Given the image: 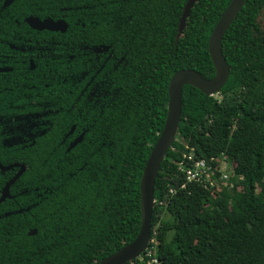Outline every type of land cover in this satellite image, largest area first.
<instances>
[{"label":"trees","instance_id":"1","mask_svg":"<svg viewBox=\"0 0 264 264\" xmlns=\"http://www.w3.org/2000/svg\"><path fill=\"white\" fill-rule=\"evenodd\" d=\"M113 1L105 17L87 24L89 33L111 35L91 40L110 47L90 70L103 110L91 112L85 140L72 152L43 150L41 164L28 160L23 176L41 195L32 190L23 212L0 217V264H98L133 241L140 181L165 124L170 79L185 68L215 75L209 39L231 0H198L181 34L188 0ZM263 11L264 0H246L224 35L231 68L219 94L184 87L176 140L155 185L151 239L162 264H264ZM192 148L195 159L215 157V165L225 156L234 187L186 183L181 162Z\"/></svg>","mask_w":264,"mask_h":264},{"label":"flooded vegetation","instance_id":"2","mask_svg":"<svg viewBox=\"0 0 264 264\" xmlns=\"http://www.w3.org/2000/svg\"><path fill=\"white\" fill-rule=\"evenodd\" d=\"M112 4L116 1L0 0V199L10 184L0 217L23 212L22 201L32 190L41 195L40 186L30 188L23 176L28 160L41 164L43 150L72 152L85 140L91 112L103 110L90 70L110 47L91 40L111 35L89 33L87 24L105 17Z\"/></svg>","mask_w":264,"mask_h":264},{"label":"water","instance_id":"3","mask_svg":"<svg viewBox=\"0 0 264 264\" xmlns=\"http://www.w3.org/2000/svg\"><path fill=\"white\" fill-rule=\"evenodd\" d=\"M197 1L188 0L185 4L179 20V34L185 29L187 20ZM245 3L246 0H231L212 31L209 39V53L215 68L214 77L206 78L191 68L181 69L171 77L165 124L149 154L140 181V231L133 241L105 257L98 264H127L142 257L148 248L151 240L153 209L155 207L156 180L159 178L161 164L176 140L182 117L184 87L186 85L193 86L208 96H215L221 92L229 78L231 68L223 53L222 40ZM9 185H7L6 194L0 199V202L7 197ZM35 232V230L31 231L30 235L35 234Z\"/></svg>","mask_w":264,"mask_h":264},{"label":"built area","instance_id":"4","mask_svg":"<svg viewBox=\"0 0 264 264\" xmlns=\"http://www.w3.org/2000/svg\"><path fill=\"white\" fill-rule=\"evenodd\" d=\"M194 156V149H192L190 154L186 157L185 164L181 166V170L186 175V183L199 182L206 187H234V182L231 181L234 175V169L225 156L219 160L218 165L213 163L217 161L215 157H212L208 161L206 159H195ZM182 187H185V184ZM238 188L243 187L239 186ZM171 192H174V190H171ZM150 244L142 257H140L139 264H162V261L157 256L158 242L156 239H151Z\"/></svg>","mask_w":264,"mask_h":264},{"label":"rangeland","instance_id":"5","mask_svg":"<svg viewBox=\"0 0 264 264\" xmlns=\"http://www.w3.org/2000/svg\"><path fill=\"white\" fill-rule=\"evenodd\" d=\"M260 21L264 25V11L261 14ZM238 190H239V192H242L243 188H239ZM164 219H166V220L170 219V215L168 213H165L164 214ZM172 233H173L172 231L169 233V238L172 236Z\"/></svg>","mask_w":264,"mask_h":264}]
</instances>
